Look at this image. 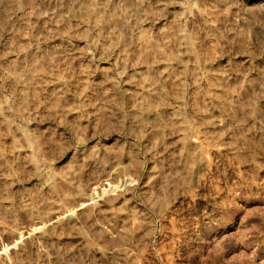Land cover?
Segmentation results:
<instances>
[{"label": "rangeland", "instance_id": "1", "mask_svg": "<svg viewBox=\"0 0 264 264\" xmlns=\"http://www.w3.org/2000/svg\"><path fill=\"white\" fill-rule=\"evenodd\" d=\"M0 264H264V0H0Z\"/></svg>", "mask_w": 264, "mask_h": 264}]
</instances>
